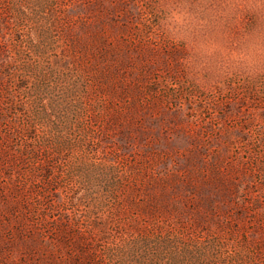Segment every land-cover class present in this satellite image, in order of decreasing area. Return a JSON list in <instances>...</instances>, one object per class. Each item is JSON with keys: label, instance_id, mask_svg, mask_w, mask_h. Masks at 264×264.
<instances>
[{"label": "rangeland", "instance_id": "rangeland-1", "mask_svg": "<svg viewBox=\"0 0 264 264\" xmlns=\"http://www.w3.org/2000/svg\"><path fill=\"white\" fill-rule=\"evenodd\" d=\"M0 264H264V0H0Z\"/></svg>", "mask_w": 264, "mask_h": 264}]
</instances>
